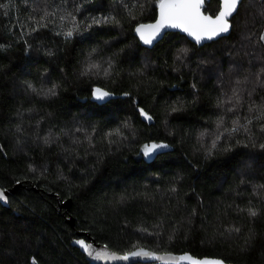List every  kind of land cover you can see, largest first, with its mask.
Returning a JSON list of instances; mask_svg holds the SVG:
<instances>
[{"label":"trees","instance_id":"1","mask_svg":"<svg viewBox=\"0 0 264 264\" xmlns=\"http://www.w3.org/2000/svg\"><path fill=\"white\" fill-rule=\"evenodd\" d=\"M157 4L0 0V187L21 183L0 202V264H93L77 231L119 252L264 264V0H243L215 40L145 46L134 27ZM151 142L168 148L149 160Z\"/></svg>","mask_w":264,"mask_h":264},{"label":"snow or ice","instance_id":"2","mask_svg":"<svg viewBox=\"0 0 264 264\" xmlns=\"http://www.w3.org/2000/svg\"><path fill=\"white\" fill-rule=\"evenodd\" d=\"M208 0H158L157 7L159 9V18L155 23L151 24H138L135 28L136 33L139 35L140 39L145 44H153L158 42L166 35L167 29H180L187 33L189 36L193 37L196 42L202 43L205 40H214L217 37L222 36L225 33H229L232 24L230 19L239 11L240 6L243 4V0H220V10L218 14L215 15H205L203 10H206V4ZM41 19H44L42 17ZM106 19V18H105ZM100 20H93V23H100ZM43 27L44 25H40ZM35 31V29H34ZM73 30H69L65 33L66 37H72L74 34ZM260 40L264 41V34L260 36ZM98 65H91L86 69L84 74L91 72L92 69L98 68ZM264 72V69L261 70ZM107 74V72L105 73ZM31 87V85H29ZM48 94L55 95L53 89L48 90ZM125 96L128 93H124ZM92 96L97 101H106L112 96V93L105 91L102 88L96 87L92 90ZM140 113L145 119L151 120L152 117L149 116L143 109H140ZM223 121L221 120V123ZM127 127V125H125ZM240 127H245L240 125L239 122H235L234 127L231 129L232 132L239 131ZM264 131V127H262ZM120 135L119 129L114 130L113 133L109 135ZM220 136L216 137L219 140ZM215 141H213V147H215ZM259 147L264 149V144H260ZM168 148V145L160 143H150L144 144L141 148L143 156L151 160L156 154L159 153L161 149ZM231 149H226L230 151ZM211 155V152H209ZM264 187V186H261ZM174 190V189H173ZM0 201L7 202V194L4 190H0ZM249 215L255 217L258 215V210L249 208ZM229 231H239V229H229ZM74 243L79 245L84 253L91 259L101 260V259H117L115 256H110L105 252L97 251L93 244L86 243L84 240H76ZM149 252H146L142 248H138L136 251L127 253L124 256L118 257V259L128 260L130 257L134 256H149ZM181 261H188L190 264H224L222 260L218 259H205L198 260L191 256H180L178 257Z\"/></svg>","mask_w":264,"mask_h":264},{"label":"water","instance_id":"3","mask_svg":"<svg viewBox=\"0 0 264 264\" xmlns=\"http://www.w3.org/2000/svg\"><path fill=\"white\" fill-rule=\"evenodd\" d=\"M220 1V0H219ZM220 10V6H219V9L217 10V12L215 14H218ZM202 11H204L202 9ZM204 14L205 15H209L210 13L208 12H205L204 11ZM215 14H211V15H215ZM159 18V9L157 11V14H156V17L153 19V20H150V21H147V22H140L138 24H151V23H155V21ZM230 23H231V19H230ZM137 24V25H138ZM232 24V23H231ZM136 25V26H137ZM136 26L134 27V33L137 37V39L139 40V42L142 44V45H145V46H152L153 44H145L143 43V41L140 39L139 35L136 33L135 31V28ZM168 31H178L182 34H184L188 39H190L191 41H193L195 44L197 45H201L205 42H209L211 40H205L203 41L202 43H197L196 40L189 36L187 33L183 32L182 30L180 29H167L166 32ZM231 31V30H230ZM228 33H225L223 34L222 36L224 35H227ZM221 37V36H220ZM219 38V37H217ZM215 38V39H217ZM214 39V40H215ZM114 95H112L111 97H113ZM21 183L18 181L16 183H14L11 187H8V188H2L0 187V190H4L7 194V202H3V201H0L2 204L6 205L8 204V194L10 192H14V190L20 185ZM57 199L59 200V205H63L65 206L66 208H69L70 204H71V199L70 198H66L64 199L63 201L60 202V199H59V196L56 195ZM66 220L71 224V225H74V219L72 216H68L66 218ZM77 234L80 235V234H85L86 237H76L74 238L71 242L72 244L74 245H77L76 243H74L76 240H84L86 243H91L93 244L94 248L97 250V251H101V252H105L107 253L108 255L110 256H115L117 257V259H101V260H94V259H91L89 258L83 251V249L77 245L80 250L86 255V258L88 259V261L90 263H93V264H132V263H135V262H151L153 264H190V262L188 261H181L178 259V257L180 256H191L192 258L194 259H198V260H205V259H209V260H213V259H218V260H222L224 262V264H235L233 262H227L225 260H223L222 258L220 257H216V256H209V255H203V256H197V255H194L192 253H190L189 251H183V252H174V251H156V250H153L151 248H148V247H145V246H137V247H134L130 250H127V251H124V252H119V251H115L113 249H111L108 245L104 244V243H101V242H98L96 241L94 238H92L88 233L84 232V231H77ZM138 248H142L144 249L146 252H149L151 255L149 256H134V257H130L128 260H123V259H118V257H121V256H124L126 255L127 253L129 252H132V251H136Z\"/></svg>","mask_w":264,"mask_h":264},{"label":"rangeland","instance_id":"4","mask_svg":"<svg viewBox=\"0 0 264 264\" xmlns=\"http://www.w3.org/2000/svg\"><path fill=\"white\" fill-rule=\"evenodd\" d=\"M151 143H155V142H151ZM160 143H162V142H159V143H157V144H160ZM150 144V143H149ZM163 144H165V143H163ZM167 145V144H166Z\"/></svg>","mask_w":264,"mask_h":264}]
</instances>
